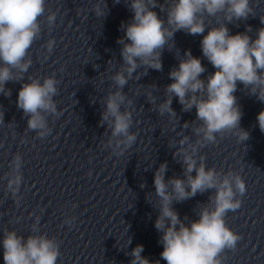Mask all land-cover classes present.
I'll use <instances>...</instances> for the list:
<instances>
[{
	"label": "clouds",
	"instance_id": "9594fccd",
	"mask_svg": "<svg viewBox=\"0 0 264 264\" xmlns=\"http://www.w3.org/2000/svg\"><path fill=\"white\" fill-rule=\"evenodd\" d=\"M44 4L45 0H0V93L10 95V90L5 91L6 82L22 79L31 64L25 58L40 33L38 18L44 14ZM156 6L157 0H131L130 8L134 15L126 26L122 25L125 35L118 40L123 44L121 56L127 65L124 69L127 76L118 72L113 77L120 88L141 65L162 69L161 52L175 32L203 35L207 27L205 14L216 16L223 12L225 19L232 22L233 19L246 20L253 13L250 0H165L159 5L161 11L166 10L165 21L153 10ZM97 14L102 15L103 12L97 9ZM54 19V14L50 15L49 23ZM261 23H264V18H261ZM249 31L250 26L246 32L233 35L223 23L210 27L203 35L201 48L203 56L214 67V73L206 80L201 79L205 66L200 58L186 50L178 67L172 68L169 73L172 82L166 86L168 98L160 105L161 114L168 112L175 115L171 108L174 95L184 111L195 107L196 117L202 122L196 131L203 133L206 141L214 142L217 133L239 129L242 112L234 95L237 82L264 102V28L258 30L254 40L247 34ZM53 43L49 41V50ZM56 84L51 76L43 82L32 79L24 83L18 92L17 105L29 116V129L37 130L41 136L45 135L43 130L47 128L43 113L56 112L52 99L57 93ZM124 100L120 91L109 94L103 119L112 118V136L124 137L118 144L122 142L125 147H130L136 136L129 133L131 113L120 110ZM2 121L3 113L0 112ZM257 122L260 131L264 132V110L258 113ZM238 136L241 141H246L249 133L239 129ZM184 164L186 181L180 178L166 181V163L160 165L154 176L155 193L159 198L155 228L162 233L159 242L163 245L160 256L166 264H223L219 258L221 253L235 248L240 239L226 225L224 217L229 210L234 211L241 206L239 200H234V188L243 195L245 182L232 172L221 179L214 169H206L203 163L197 167L196 160L189 155L184 156ZM16 166L18 168L19 163ZM193 171L195 176L191 175ZM20 179L17 176L9 181V188L13 184L19 185ZM213 188L216 195L211 201L212 207L202 208L198 219L185 224L173 209V200L180 202L197 192ZM2 245L4 264H56L60 255L55 240L45 235H29L25 239L14 230L6 231ZM143 251V245L139 244L132 249L131 264H153L141 255Z\"/></svg>",
	"mask_w": 264,
	"mask_h": 264
}]
</instances>
